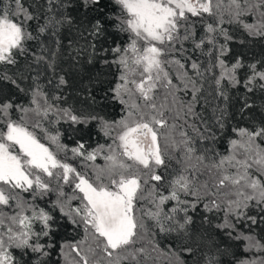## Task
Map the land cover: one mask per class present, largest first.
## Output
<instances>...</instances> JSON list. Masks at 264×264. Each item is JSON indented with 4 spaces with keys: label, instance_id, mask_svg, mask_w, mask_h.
Listing matches in <instances>:
<instances>
[{
    "label": "snow or ice",
    "instance_id": "obj_1",
    "mask_svg": "<svg viewBox=\"0 0 264 264\" xmlns=\"http://www.w3.org/2000/svg\"><path fill=\"white\" fill-rule=\"evenodd\" d=\"M113 2L121 13L117 28L128 34V42L124 46L105 49L111 51V64L116 66L118 75L115 82L109 84L104 98L123 105L125 114L119 120L110 122L99 113H77L71 107L53 104L52 99L59 97H49L38 83L27 92L28 105L16 104L5 86L19 88V84L7 72H0V125H3L0 128V264H48L44 258L49 257V250L54 245L41 243V239L52 240L51 222L55 218L35 201L50 194L56 196L51 202L52 208L59 209L71 224L82 227L84 232L81 240L61 245L65 264H140L138 256L145 254V248L136 245L149 232L146 218L160 233L188 236V226L193 222L189 210H195L197 204L204 201H207L203 203L206 211L224 212V222L217 227L228 230L226 234L231 239L244 241L245 251L264 252V242L236 228V223L242 219L250 220L253 225L257 223V218L246 212L251 204L264 213V118L253 128L234 127L232 132L238 138L229 140L228 154L211 158L196 155L187 132L175 123L182 117L200 118L194 107L207 80V72L219 69V76L213 77L211 83L225 100L227 96L221 82L226 80L233 86L241 82L237 78L238 70L243 67L241 59L236 58L229 66L220 58L228 51V41L233 39L223 25H240L250 37L264 40V0ZM101 4L102 0H0V65H17L18 57L27 56L28 43L38 39V35L49 29L55 35L61 26L71 25L73 9H83L87 13L99 10ZM244 17H251L253 22H245ZM42 18L44 23L40 24ZM31 21H37L35 31L38 35L29 30ZM197 23L204 28L199 38L196 37ZM102 31V24L97 19L89 34L96 36ZM220 37L224 39L223 44H219ZM189 41L193 51L199 50L209 56L219 44L215 62L210 60L203 70L195 60L188 65L185 45ZM56 43L58 45L59 41ZM41 48L47 51L43 45ZM51 57L37 56L36 62L44 61L47 68L55 72L56 53L52 52ZM258 63L261 68L256 63L248 65L251 74L243 81L249 92L255 84L264 90V70H261L264 61ZM165 65H175L176 79L182 89L173 83ZM189 66L194 76L189 74ZM65 83L61 76L59 84ZM180 90H190L192 101H179L176 92ZM244 107L252 105L245 102ZM173 110L176 115L169 124L166 114ZM14 111L20 113L19 119L12 118ZM214 111H220L215 120L223 130L224 112ZM52 115H55V121L51 119ZM44 120L50 124L64 120L85 125L97 121L105 135L115 132L113 144L108 146V154L104 157L105 165L97 167L85 163L86 169L92 167L89 174L60 160L57 152L37 135L39 129L57 151H67L59 143V133L50 134L43 125ZM202 123L204 132L200 133L198 128L194 131L201 139L209 138L205 136L210 131L207 121L202 120ZM177 134L180 140L176 139ZM210 138L214 139L215 133ZM103 149L104 146H99L85 152L84 144L79 143L71 152L73 157L88 162L95 161ZM174 151H182L177 162L183 160L184 164L168 181V192L164 194L150 182L164 180L158 169L167 168L166 159L172 160ZM65 186L70 193L65 191ZM24 193L31 199H26ZM74 200L79 204L73 206ZM145 200L152 207L138 208L137 203ZM168 201L174 202V206L165 212L163 205ZM180 213L184 214L182 218ZM230 217H234L235 222ZM35 223L41 225L39 230L34 228ZM149 243L153 249L157 248L154 239ZM66 248L75 253V257L65 253ZM183 250L192 251L191 248ZM218 251L227 254L226 249ZM174 255V264H186L179 255ZM207 264L221 262L212 256L207 258ZM236 264H264V257L238 259Z\"/></svg>",
    "mask_w": 264,
    "mask_h": 264
},
{
    "label": "trees",
    "instance_id": "obj_2",
    "mask_svg": "<svg viewBox=\"0 0 264 264\" xmlns=\"http://www.w3.org/2000/svg\"><path fill=\"white\" fill-rule=\"evenodd\" d=\"M120 14V9L113 0H102L99 10H89L87 13L83 9L79 11L73 9V23L71 25L65 24L61 26L55 35H53L51 29L43 35H38L35 31L37 21H31L32 27L29 30L33 32V35H38V39L28 43L27 47L29 51L27 56L18 57V63L15 66L0 65V72H7L19 84V88L13 85L5 86V90L10 94L13 102L28 105L29 95L27 92L38 83L49 97H59L58 100L52 99L51 102L53 104L60 107H71L77 113H99L105 120L110 122L119 120L125 114L123 105L117 101L105 99L104 97L109 84L114 83L118 75L116 66L111 64V51L106 52L105 49L110 50L116 45L124 46L128 42V34L120 32L117 28ZM97 19L100 20L103 31L93 36L89 33ZM206 19L213 20L211 17H206ZM243 19L247 23L253 22L251 17H244ZM39 23H44L43 18ZM223 28L229 32L233 39L228 41V51L220 58L229 66L236 58L241 59L243 67L237 72V78L241 82L235 86L230 85L226 80L221 82L227 96V100H225L216 93L215 85L211 83L213 77L219 76V69L217 68L207 72V80L203 83L201 92L198 93V100L195 102L194 107L195 112L199 114L200 118L182 117L179 120H175L179 128L187 132L192 147L195 149V154L207 155L210 158L217 156V154H228L229 140L238 138L232 132L234 127L253 128L264 118V90H261L258 84H255L251 86L253 91L249 92L243 83L246 75L251 74L248 68L249 64L256 63L257 67L261 68L258 62L264 61V40L250 37L240 25L225 23ZM203 31V25L197 23L196 37L199 38ZM56 41H59L58 45ZM223 43L224 39L220 37L219 44ZM219 44L213 55L209 56L201 53L199 50L193 51L192 43L190 41L186 42L185 46L188 49L187 56L189 57L186 63L190 65L191 61L195 60L202 66V70L207 68L210 60L215 62V57L219 54ZM41 45L47 51H43ZM206 51L207 48L205 49ZM52 52L56 53L55 72L49 70L44 61L36 62V57L41 55L51 59ZM104 60H108L109 63H103ZM165 68L172 76L173 83L182 89V84L176 79L175 65H165ZM188 71L190 75H195L190 66ZM61 76L66 81L63 85L59 84V78ZM34 77L36 78L35 82L33 80ZM20 89H24L25 91H20ZM110 95L108 93V96ZM176 96L179 101L184 103L192 101L190 90L187 92L180 90L176 92ZM93 97H95V102L93 101ZM169 101H171V97H169ZM245 102L252 105V107L245 108ZM216 109L223 110L224 112L222 120L225 127L223 130L216 124L215 117L220 116V111H214ZM175 115V110L166 114L169 124L173 123ZM19 117L20 113L14 111L12 118L19 119ZM51 119L55 121V115H52ZM185 120H187V123H185ZM202 120L207 121L210 131L205 133V136L209 138L201 139L200 134L194 131V128H198L200 133L204 132ZM43 125L48 129L50 134H56L58 132L59 143L66 147V152L57 151L55 145H50L49 141L44 138V133L39 129L36 130L41 141L46 146H49L52 151H56L60 160L66 161L81 171V167L86 162L81 157H73L71 149L77 147L79 143H83L85 152H91L99 146H104L103 151L96 156L95 161H89L87 163L97 167L105 165V159L101 155L104 154L106 156L108 154V146L113 144L112 136L115 135V132L111 135H105L101 131L97 121H90L85 125L72 124L71 121L65 122L64 120L50 124L48 120H44ZM2 127L3 125H0V128ZM212 133H215L214 139L210 138ZM176 139H181L178 134L176 135ZM160 143L163 147V139H161ZM172 155V160L169 161L166 159L167 168L162 167L158 169L159 174L164 177V180L162 182H150L151 184H156L158 190L164 194L168 192V181L180 171L184 164L183 160H180L179 163L177 162V158L182 156V151H174ZM90 169L92 170V167L84 171L91 174ZM65 191L70 193L71 190L65 186ZM23 195L26 199H31L28 193H24ZM182 198L192 199L191 197L183 196ZM55 199V194H50L43 200L37 198L35 203L50 212L55 218L51 222L54 229L52 240L49 241L47 237L41 239V243L47 244L51 242L54 245L49 250V257H45L44 259L48 264H64L63 256L60 252L61 245L63 243L71 244L81 240L84 232L82 227L78 228L76 225L71 224L68 218L60 213L59 209L52 208L51 202ZM206 202L197 204L195 210H189L188 215L192 217L193 222L188 226V236H185L183 233L177 236L175 232L171 234L160 233L159 229L153 226V222L146 218L149 232L136 245V247L142 246L145 248V254L138 256L140 264H174V254L179 255L186 261V264H207V258L212 256L216 257L221 264H236L238 259L252 260L264 257V252H258L255 249L245 251L244 241L231 239L226 234L228 230L218 228L217 225L224 222V212L215 209L210 212L206 211L203 207V203ZM78 204V200L72 201L73 206ZM173 206L174 202H166L163 205L164 211L167 212ZM137 207L150 208L152 205L145 200L138 202ZM246 212L247 215L255 216L257 223L253 225L250 220L242 219L236 223L237 230L244 234L254 235L264 242V213L254 203L250 205ZM179 215L182 218L184 214L180 213ZM230 219L235 222L234 217H230ZM40 227L41 225L39 223L34 224L35 229L39 230ZM153 239L157 242L156 249H153L149 243ZM185 248H191L192 251L186 252L183 250ZM218 249H226L227 254L218 251ZM67 251L70 257H75V253H72L69 249ZM145 256H147V259H145ZM154 257L156 258L153 259Z\"/></svg>",
    "mask_w": 264,
    "mask_h": 264
},
{
    "label": "rangeland",
    "instance_id": "obj_3",
    "mask_svg": "<svg viewBox=\"0 0 264 264\" xmlns=\"http://www.w3.org/2000/svg\"><path fill=\"white\" fill-rule=\"evenodd\" d=\"M17 151H18V148H17ZM56 152V151H55ZM101 157H105L104 156V154L103 155H101ZM89 162V161H88ZM87 163V162H86ZM88 164V163H87ZM87 169H89V167L87 168ZM84 170H86V168L83 166V167H81V172H83ZM91 170V169H90ZM91 172H92V170H91ZM65 253H68V251H67V249H65ZM148 253V252H147ZM139 256H141V255H139ZM156 257H154L153 259H155ZM63 263L65 264V262H64V258H63Z\"/></svg>",
    "mask_w": 264,
    "mask_h": 264
}]
</instances>
